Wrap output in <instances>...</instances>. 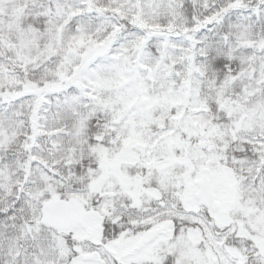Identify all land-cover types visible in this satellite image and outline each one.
Listing matches in <instances>:
<instances>
[{"label": "snow or ice", "instance_id": "snow-or-ice-1", "mask_svg": "<svg viewBox=\"0 0 264 264\" xmlns=\"http://www.w3.org/2000/svg\"><path fill=\"white\" fill-rule=\"evenodd\" d=\"M0 264H264V0H0Z\"/></svg>", "mask_w": 264, "mask_h": 264}]
</instances>
